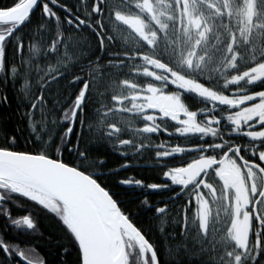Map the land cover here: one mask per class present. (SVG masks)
I'll use <instances>...</instances> for the list:
<instances>
[{"label": "snow or ice", "instance_id": "obj_1", "mask_svg": "<svg viewBox=\"0 0 264 264\" xmlns=\"http://www.w3.org/2000/svg\"><path fill=\"white\" fill-rule=\"evenodd\" d=\"M18 3L19 0H0V11H7ZM162 4L163 8L160 7ZM257 4L258 0H244L235 10V15L239 17L237 29L239 39L234 31L227 47L230 58H225L227 79H222L224 89L242 90L247 94L250 104L264 102V21L256 19L253 26V20L260 12ZM50 5L51 11H43L44 22L37 26L38 31L28 40L39 38L42 41L41 50L47 56L54 57L55 65L64 64L65 67L69 63L75 67L79 52L85 51L72 50L77 48L78 42L73 40V32L69 30H75L77 36L80 33H88L90 37L95 38L96 50L100 52L104 51L106 40L110 44L126 46L130 42L129 33L137 39L139 46L153 48L154 51L153 46L157 42L158 34L167 35L168 30L176 25L183 26L185 42H193V37H196L194 42L199 45L202 41L207 43L208 34L213 26H223L225 11L230 18L232 17L231 0H223V9L219 3H213L212 0H201L200 3L197 0H83L75 15L71 14L72 9L68 5L58 4V0H46L44 3L42 0H35L26 17L20 18L18 22L7 21L11 31L7 36L0 35V87L6 88L10 81L13 84L18 80L23 81L22 91L17 92V107L22 109L20 119L23 121V127H18L11 133L0 132V169L4 173L0 176V219L4 220L8 229L0 233V264H25V261L26 264H50L40 251L34 248L27 251L22 249L20 245L24 242H16L15 238L9 235L13 229L36 232L39 220L33 208H40L46 215L56 219L69 236L71 244L60 246L63 255L67 258L76 252L77 264H87L81 236L69 223L67 216L58 210L52 195L53 189L39 176L32 174V170L39 168L40 161H56L85 174L92 166L89 159L90 149H82L80 143L85 128L87 127L89 132L92 131V117L88 118L87 125L84 119L88 88L96 83V76L92 74L91 69L88 79L79 75L72 76L70 82L79 85V89L69 101L71 108L64 107L58 114L50 110L44 98L34 95V91L42 92L47 87V84L40 82L41 76L35 85L28 87L31 75L28 70L33 64L23 55L25 36L21 32L23 28L33 23V17L38 10H47ZM57 8L64 12L63 23L61 17L57 15ZM80 9H83V15ZM162 17L165 19H161ZM80 40L87 43L84 37H80ZM11 45H15V57L9 60L8 49ZM18 51L21 53L19 57L16 55ZM68 53H71V56ZM132 57L143 60L147 65L157 69L174 72L159 56H149L138 49L132 53L124 52L123 58L117 49L116 52L109 54L107 59L109 63L116 59V63L122 65L126 62L125 58ZM91 59L92 57H89L90 62ZM96 59L99 67V60L105 59V56ZM202 61L203 57L196 63L195 71L203 70ZM179 63L181 66L186 64L189 73L193 71L191 57L183 58ZM52 68L53 64L50 63L49 69ZM144 73L146 76L149 75L150 69L145 67ZM180 74H183V67ZM60 75L63 73L58 71L54 78L58 79ZM212 79L213 77L209 75L199 83L207 86V81ZM114 83L110 82L106 88L111 89ZM168 86L171 87V84ZM113 99L117 97L113 96ZM7 102V95L0 92V104ZM94 112L99 114L98 109ZM49 124L53 126L51 130ZM77 125L79 131H76ZM255 126L264 129V120H260ZM245 135L250 144L237 145L236 152L233 153L239 160L254 165L250 168L252 187L245 195H238L235 190H231L230 197H226L225 192L228 189L223 187L218 189L204 170L194 176H178L176 169L170 167L162 172L165 178L162 183H144L141 179L133 178H124L120 181V184L127 186H133L134 181V186L140 188L142 192L159 190L160 194H172L157 204H152L147 196L141 200L147 212L153 214L152 219L159 221L161 225L166 220H173L177 224L183 223V232L177 234L181 243L177 244L175 249L169 248L171 256L174 257L183 248L190 256L201 258L199 264H264V132ZM108 142L111 143L110 134ZM205 143L207 144V141ZM217 147H220L221 153L224 152L222 146ZM228 151L231 152V149ZM64 153H69L75 163H68L64 159ZM122 154L126 167L127 153ZM205 155L212 156L213 151L209 149ZM217 167L219 164L213 165L208 172L215 176L214 169ZM92 175L98 182L99 176L95 173ZM215 179L219 180L218 177ZM108 195L112 197L119 215L132 223L146 246L142 250V258H137V264H161L156 247L144 230L124 212L121 202L117 201L111 192H108ZM18 201L23 205L30 201L33 207H9L10 202ZM169 201H182L172 205L175 213L169 207ZM193 207L196 209L194 214ZM13 211H22L25 214L17 218L12 214ZM236 220L247 225L243 235L237 232L234 223ZM160 230L165 231L163 227ZM189 239L194 246L199 247L190 249Z\"/></svg>", "mask_w": 264, "mask_h": 264}, {"label": "trees", "instance_id": "obj_2", "mask_svg": "<svg viewBox=\"0 0 264 264\" xmlns=\"http://www.w3.org/2000/svg\"><path fill=\"white\" fill-rule=\"evenodd\" d=\"M25 1L19 0V3L11 9L20 6ZM44 2L46 0H42V3ZM82 2L83 0H58V4H66L72 9V15L76 14V9ZM197 2L200 3L201 0H197ZM212 2L219 3L223 9V0H212ZM240 2L243 4L244 0H231L232 17L230 18L225 11L223 26H213L212 31L208 34L207 43L202 41L199 45L194 42L196 37H193V42H185L183 26L176 25L168 30L167 35L158 34L157 42L153 46L154 51L153 48L139 46L137 39L129 33L130 42L126 46L110 44L106 40L105 49L100 52L96 50L95 38L90 37L88 33H80L77 36L75 30H69L73 32V40L78 42L77 48L72 50L85 49V51L79 52L75 67L70 63L67 67L64 64L55 65L54 57L47 56L41 50L42 41L39 38L28 40L38 31L37 26L44 22L43 11H51V5L47 10H38L33 17V23L23 28L21 32L25 36L23 55L33 64L28 70L31 73L28 87L35 85L41 76L40 82L47 84V87L42 92L34 91V95L44 98L45 104L51 111L58 114L64 107L71 108L69 101L79 89V85H73L70 82L72 76L79 75L88 79L90 69L96 76V83L88 88L84 113L86 125L88 118L92 117V131L89 132L86 127L80 142L82 149H90L91 152L89 159L92 166L88 168L87 175L94 178L92 174H97L99 176L98 184L121 202L124 212L132 217L133 222L144 230L152 244L155 245L161 264H199L201 259L190 256L189 252L183 248L174 257L171 256L168 252L169 248L175 249V246L181 243L180 236L177 234L183 232V223L177 224L173 220H166L161 225L159 221L152 219L153 214L147 212L141 204L144 196H147L152 204H157L172 194H160L159 190L142 192L140 188L134 186V181L133 186L122 185L120 181L124 178H133L141 179L144 183H162L165 179L162 172L167 168L174 167L176 174L180 176L179 170L202 157H211L217 160V157L220 159L229 149H236L237 145L250 144L244 133L248 128L256 127L255 123L264 115V102L249 103L232 109L230 106L219 105L200 98L181 87L177 82L179 78H184L199 83L211 75L213 79L208 80L205 87L221 96L236 95L240 101L247 100V94L242 90H232L231 88L226 90L222 87V79H227L225 58H230L227 47L231 34L235 31L236 37L239 39L237 30L239 17L235 15V10L241 6ZM160 7L163 8L164 5L162 4ZM257 7L260 12L253 20V26L256 19L264 21V0H258ZM56 11L63 23V10L57 8ZM80 11L83 15V9ZM10 31L11 26L0 24V35L7 36ZM80 37H84L87 43L80 40ZM117 49H119L121 58H123L124 52L132 53L137 49L149 56H159L170 65L174 72L169 73L166 69L149 66L145 61L136 60L135 57L125 58L126 62L122 65H118L116 59L109 63L107 56L116 52ZM16 55L19 57L21 53L18 51ZM68 55L71 56V53ZM99 56H105V59H100L99 67H97L96 57ZM14 57L15 45H11L8 49V59L11 60ZM89 57H92L91 62ZM186 57L192 58L193 71L191 73H189L186 64L181 66L179 63V60ZM201 57H203L201 63L204 67L202 71L197 72L195 65ZM50 63L53 64L52 69H49ZM145 67L150 69L147 76L144 73ZM182 67L183 74H180ZM58 71L63 75L56 79L54 77L57 76ZM113 81L115 82L114 86L111 89L106 88V85ZM169 84L171 87L168 86ZM22 88V80H18L15 84L10 81L6 88L0 87V92H4L8 97L7 103L0 104V132L11 133L18 127H23V121L20 119L22 109L17 107V92L22 91ZM174 95H177L186 104L189 109L188 113L173 112L170 107V96ZM113 96L117 99L114 100ZM159 102H163L162 104L166 105L171 113L163 114L152 107L158 105ZM96 109L99 110V114L94 112ZM36 110L39 111L38 108ZM252 115L259 119L248 122V118ZM110 125L116 127H110ZM52 127L49 124L50 130ZM79 130V125H77L76 131ZM109 134L111 143L108 142ZM73 142L75 143V136H73ZM21 144H23V139ZM217 145L222 146L223 153ZM209 149L213 151L212 156L205 155ZM122 152L127 153L128 165L126 167ZM64 159L68 163H75L69 153H64ZM99 161L103 163L101 164ZM214 184L218 189L221 188L218 183ZM26 199L22 198V200ZM177 203H182V201H169V207L173 213H175V208L172 205ZM31 204L30 201L27 205H23L19 201L10 202L9 207L32 208ZM33 211L39 220L36 232L13 229L9 235L14 237L16 242H24L20 245L22 249L34 248L40 251V254L50 264H77L76 252L66 258L63 255V249L60 248L61 245L71 244V240L61 224L42 212L40 208H33ZM195 211L196 209L193 207L192 213L194 214ZM212 211L214 214L215 208ZM12 214L19 218L25 213L13 211ZM161 227L165 231L162 232ZM7 230L4 220L0 219V233ZM124 238L128 250L127 264H137V258H142L143 254L130 236L124 234ZM188 245L190 249L199 247V245L194 246L191 239L188 240ZM205 246L207 247V245Z\"/></svg>", "mask_w": 264, "mask_h": 264}, {"label": "water", "instance_id": "obj_3", "mask_svg": "<svg viewBox=\"0 0 264 264\" xmlns=\"http://www.w3.org/2000/svg\"><path fill=\"white\" fill-rule=\"evenodd\" d=\"M35 0H26L13 10L0 11V24L7 21H19L34 5ZM237 103L235 106L246 105ZM229 156L227 153L222 160L215 162L210 158H202L179 170L180 175L194 176L201 170L215 164H221ZM3 176V170L0 169ZM32 174L53 189L52 195L68 214L69 223L76 228L81 236L83 252L87 264H127L128 252L124 234L130 236L137 244L141 253L146 247L139 232L123 216L112 201V197L92 177L75 168H68L56 161H40V166L32 170ZM225 181L234 186L239 182L235 172L223 175ZM100 200V203L96 201ZM26 264V261H25Z\"/></svg>", "mask_w": 264, "mask_h": 264}, {"label": "rangeland", "instance_id": "obj_4", "mask_svg": "<svg viewBox=\"0 0 264 264\" xmlns=\"http://www.w3.org/2000/svg\"><path fill=\"white\" fill-rule=\"evenodd\" d=\"M241 3V2H240ZM242 5V3H241ZM178 84L183 87L184 89L200 96L203 98H207V99H216L219 102H223V103H229V101H231L232 98L227 97V96H221L219 94H216L215 92H213L211 89L202 86L200 83L196 82V81H192L190 79H184V78H179V80L177 81ZM170 100H171V104L170 107L172 108L173 112H177V113H188L189 109L186 106L185 103H183L181 101V99L177 96H170ZM240 101V100H237ZM255 115H252L248 118V122L249 121H253L255 119ZM260 120H264V115L260 118ZM259 120V122H260ZM258 124V121L255 123V125ZM264 132V129H260V130H256V131H248L245 134H259ZM231 165L232 166V161H228L225 166ZM233 167V166H232ZM243 168V167H241ZM250 166H244L242 173H244V177L242 178V181L239 182L237 185L233 186L232 188L225 186V189H228V191H226V197H230L231 195V190H235V192L238 195H245L247 194V192H249L251 190L252 187V183H251V177H250ZM56 202V201H55ZM57 206H58V210L60 211V213L62 215H66L67 219H68V214H66V212L63 213L60 205L58 202H56ZM69 221V219H68ZM70 222V221H69ZM234 223L236 224V228H237V232L240 235H243L244 232L247 230V225L239 220L234 221Z\"/></svg>", "mask_w": 264, "mask_h": 264}, {"label": "flooded vegetation", "instance_id": "obj_5", "mask_svg": "<svg viewBox=\"0 0 264 264\" xmlns=\"http://www.w3.org/2000/svg\"><path fill=\"white\" fill-rule=\"evenodd\" d=\"M188 91V90H187ZM190 92V91H189ZM192 93V92H191ZM217 94V93H216ZM227 97H230V96H227ZM203 98V97H202ZM230 98H232L231 99V101H229V103H223V102H219L218 100H216V99H207V98H204V99H206V100H209V101H212L213 103H216V104H219V105H226V106H230V107H232V109L233 108H236V107H234L233 105L235 104V103H237V102H241V101H237L238 100V97H236V95H232ZM246 99V98H245ZM242 101H245V100H242ZM247 101H248V99H247ZM163 102H159L158 103V105H156V106H152L153 108H155L156 110H158V111H161V113H165V114H167L168 115V113H171V112H169V109L166 107V105H164V104H162ZM184 114V113H183ZM253 129H254V131H256V130H260V128H257V127H254V128H248V130H247V132L248 131H253ZM246 133V132H245ZM244 133V134H245ZM236 152V149L235 148H231V152H229V151H226V153H224V155L220 158V159H218V160H216V159H213V158H211V157H202V158H210V159H212L213 161H215V162H218V161H220V160H222L223 159V157L227 154V153H229V156L225 159V161H222L221 162V164L219 165V167H217V168H215L214 169V173H215V176H213V173L212 172H208V173H206L208 176H209V178H212L213 179V183H218L219 185H220V187H225V186H227V187H230V188H232L233 186L232 185H230L227 181H225V179L223 178V175L226 173H228V172H235V174H237L238 175V177H239V182H241L242 181V178L244 177V173H242V171H243V168H244V166H250V167H254V165H252V164H250V163H248V162H245V161H242V160H239L238 159V156L237 155H234L233 153H235ZM245 155H247V153H245ZM202 158H200V159H202ZM200 159H198V160H200ZM198 160H196V161H198ZM232 161V166L231 165H226L225 166V164L228 162V161ZM195 162V161H194ZM241 167H243V168H241ZM181 176V175H180ZM215 177H218L219 178V180H217V179H215ZM239 182H237L236 183V185L239 183ZM235 186V185H234ZM23 231V230H22ZM24 232H26V231H24ZM27 232H29V231H27ZM24 250H26V249H24ZM27 251V250H26Z\"/></svg>", "mask_w": 264, "mask_h": 264}, {"label": "bare ground", "instance_id": "obj_6", "mask_svg": "<svg viewBox=\"0 0 264 264\" xmlns=\"http://www.w3.org/2000/svg\"><path fill=\"white\" fill-rule=\"evenodd\" d=\"M0 176H2V173H0ZM96 201H97L98 203H100V200H99V199H96Z\"/></svg>", "mask_w": 264, "mask_h": 264}]
</instances>
